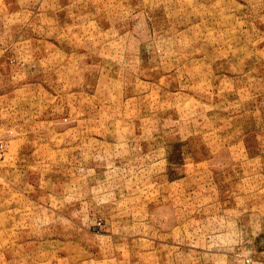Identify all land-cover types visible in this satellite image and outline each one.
<instances>
[{
  "label": "rangeland",
  "instance_id": "1",
  "mask_svg": "<svg viewBox=\"0 0 264 264\" xmlns=\"http://www.w3.org/2000/svg\"><path fill=\"white\" fill-rule=\"evenodd\" d=\"M0 264H264V0H0Z\"/></svg>",
  "mask_w": 264,
  "mask_h": 264
},
{
  "label": "built area",
  "instance_id": "2",
  "mask_svg": "<svg viewBox=\"0 0 264 264\" xmlns=\"http://www.w3.org/2000/svg\"><path fill=\"white\" fill-rule=\"evenodd\" d=\"M4 151H5V143H4V141L0 138V162H1L2 156H3V154H4Z\"/></svg>",
  "mask_w": 264,
  "mask_h": 264
}]
</instances>
